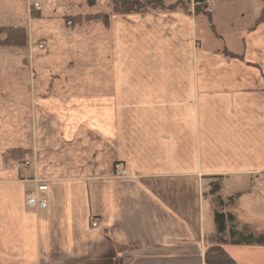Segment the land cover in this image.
Listing matches in <instances>:
<instances>
[{
	"label": "crops",
	"instance_id": "crops-1",
	"mask_svg": "<svg viewBox=\"0 0 264 264\" xmlns=\"http://www.w3.org/2000/svg\"><path fill=\"white\" fill-rule=\"evenodd\" d=\"M214 4L212 29L192 10L110 11L30 77L25 123L17 81L0 82V264H264V248L209 240L213 177L236 228L264 232V21ZM36 182L48 207L30 212Z\"/></svg>",
	"mask_w": 264,
	"mask_h": 264
},
{
	"label": "rangeland",
	"instance_id": "rangeland-1",
	"mask_svg": "<svg viewBox=\"0 0 264 264\" xmlns=\"http://www.w3.org/2000/svg\"><path fill=\"white\" fill-rule=\"evenodd\" d=\"M138 1L145 2L143 0ZM161 1L165 5L169 4V0ZM211 1L214 3L228 2L235 4L237 5L236 8L240 7L245 15H249L257 6H260L261 12L264 10V0ZM250 1H253L254 4L250 5ZM110 4L111 0H0V28H23L28 36V46L26 48L0 46V82L5 86L2 90L5 91L4 88H9V83L18 82V86L15 85L17 82L13 83V93L15 87H18L17 99L23 101L18 113L21 115L23 123L26 122L24 118L27 115L25 112L28 94L27 84L30 77H33L34 81L47 80V71L43 70L44 68H57L60 70L56 66L63 63V52H74L75 48L84 43L87 44L91 38V32L102 28L104 25L106 26L101 21L86 22L81 20L76 23L69 17L80 15V19H82L86 15L97 13L109 15L111 11ZM212 6L214 7L215 4L211 5V9H213ZM68 22L71 25H68ZM80 34H82L81 38L72 36H80ZM0 39H3L2 35H0ZM83 39V42H78ZM41 42L46 43L45 50L38 49V44H41ZM49 51L51 57L47 58ZM29 55L34 57L33 69L29 66ZM11 165L13 166V163Z\"/></svg>",
	"mask_w": 264,
	"mask_h": 264
},
{
	"label": "trees",
	"instance_id": "trees-1",
	"mask_svg": "<svg viewBox=\"0 0 264 264\" xmlns=\"http://www.w3.org/2000/svg\"><path fill=\"white\" fill-rule=\"evenodd\" d=\"M145 2H139L138 0H111V13L115 15H129V14H143L149 11H182L190 13L192 10L195 16H204L210 23V28H213L211 24V11L207 12L205 0H177L170 1L165 5L161 0H143ZM81 16L69 17L76 23L84 20L86 22L101 21L104 24H108L109 16L105 13H97L86 15L82 19ZM264 21V10L261 12L259 18L255 21L254 26H257ZM0 35L3 39H0V46L4 47H17L26 48L28 46V36L23 28H0ZM222 55L227 58L243 60L242 56L234 55L224 49ZM25 151L21 149H12L5 153V159L12 158L22 161ZM24 162V161H23ZM20 162V163H23ZM19 163V164H20ZM208 190L204 194L205 199L208 201L212 209V218L215 226V233L210 237V242L218 245H230L241 247H260L264 248V232H253L250 228L244 226L241 229L236 228V219L230 214L224 212L227 205L234 203V198H227L226 201L221 197V184L219 177H213L209 179Z\"/></svg>",
	"mask_w": 264,
	"mask_h": 264
},
{
	"label": "built area",
	"instance_id": "built-area-1",
	"mask_svg": "<svg viewBox=\"0 0 264 264\" xmlns=\"http://www.w3.org/2000/svg\"><path fill=\"white\" fill-rule=\"evenodd\" d=\"M207 3V4H206ZM205 4L207 7V12L211 11V5H214V2L211 0H205ZM211 4V5H210ZM208 5V6H207ZM37 8H39L36 5ZM213 7V6H212ZM68 25H71L70 22L67 23ZM39 48H43L42 45H39ZM30 165L28 162H23L18 164L17 169L20 170L22 168H27ZM115 171L118 177H125L126 172L120 167V165L115 166ZM47 191L48 187L45 183H39L36 182V188L34 192L29 193L26 196V207L30 212L33 211H45L48 207V200H47ZM93 227H96V223L93 221L92 223Z\"/></svg>",
	"mask_w": 264,
	"mask_h": 264
}]
</instances>
